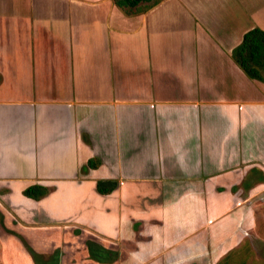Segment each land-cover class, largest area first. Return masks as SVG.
I'll use <instances>...</instances> for the list:
<instances>
[{
    "label": "crops",
    "instance_id": "obj_1",
    "mask_svg": "<svg viewBox=\"0 0 264 264\" xmlns=\"http://www.w3.org/2000/svg\"><path fill=\"white\" fill-rule=\"evenodd\" d=\"M256 28L264 0H0V226L44 253L57 228L163 264L236 248L264 181V80L233 58Z\"/></svg>",
    "mask_w": 264,
    "mask_h": 264
},
{
    "label": "rangeland",
    "instance_id": "obj_2",
    "mask_svg": "<svg viewBox=\"0 0 264 264\" xmlns=\"http://www.w3.org/2000/svg\"><path fill=\"white\" fill-rule=\"evenodd\" d=\"M249 181L252 185H259L254 191L243 195L248 199L246 212L250 215L251 223L241 243L233 249L240 250L234 264L242 260H246L247 264H264V181L261 182L257 175ZM152 230L154 234L159 233L156 227ZM75 232L70 233L65 231V228H57L40 233L43 234L39 238L42 242L51 241L55 245L54 249L46 248L48 253H44L41 249L36 250L38 247L33 248L28 239L21 234L10 231V228L5 225L0 226V264H163L162 257L133 254L137 246V248L141 247L139 244L135 247L133 244L100 240ZM29 237L32 236L29 235ZM158 246L162 247L159 236L152 243V248L148 249L155 250ZM40 247L44 246L40 245ZM141 249L143 254V247ZM227 255L216 256L212 253L194 259L193 264H220ZM185 264H187L186 261Z\"/></svg>",
    "mask_w": 264,
    "mask_h": 264
},
{
    "label": "trees",
    "instance_id": "obj_3",
    "mask_svg": "<svg viewBox=\"0 0 264 264\" xmlns=\"http://www.w3.org/2000/svg\"><path fill=\"white\" fill-rule=\"evenodd\" d=\"M164 1L165 0H112L115 6L128 16L145 14ZM233 58L250 78L263 81L264 31L256 28L246 33L241 44L234 50ZM99 166L100 161L98 159H91L88 163V167L92 169H96ZM118 185L119 183L114 180H101L97 183V190L102 195H110L117 189ZM47 194L48 190L39 185L32 186L24 192L26 197L35 200H40ZM239 253V249L230 251L220 264H234L235 257L238 256ZM238 264H247V261L242 260Z\"/></svg>",
    "mask_w": 264,
    "mask_h": 264
}]
</instances>
